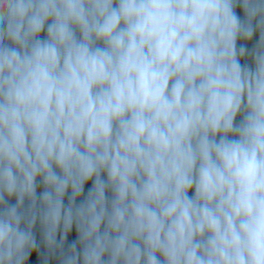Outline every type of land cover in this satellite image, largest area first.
I'll return each instance as SVG.
<instances>
[{
	"label": "clouds",
	"instance_id": "1",
	"mask_svg": "<svg viewBox=\"0 0 264 264\" xmlns=\"http://www.w3.org/2000/svg\"><path fill=\"white\" fill-rule=\"evenodd\" d=\"M36 255L264 264V0H0V264Z\"/></svg>",
	"mask_w": 264,
	"mask_h": 264
},
{
	"label": "trees",
	"instance_id": "2",
	"mask_svg": "<svg viewBox=\"0 0 264 264\" xmlns=\"http://www.w3.org/2000/svg\"><path fill=\"white\" fill-rule=\"evenodd\" d=\"M90 187H91V183L89 182L85 186V194L87 193V190ZM39 191H42V186L41 187H38V192ZM65 202L67 203V197L65 198ZM78 202H79V200H78ZM37 235H38V238H39V232H37ZM75 238H76V232H75V229L73 228V232L70 234L69 240H72V239H75ZM33 259L36 261V264H42V258L39 255L34 256Z\"/></svg>",
	"mask_w": 264,
	"mask_h": 264
}]
</instances>
